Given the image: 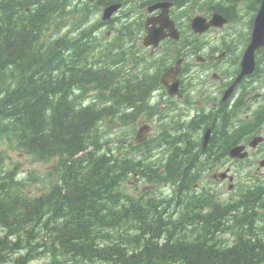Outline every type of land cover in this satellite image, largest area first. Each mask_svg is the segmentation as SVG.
<instances>
[{
	"label": "trees",
	"instance_id": "obj_1",
	"mask_svg": "<svg viewBox=\"0 0 264 264\" xmlns=\"http://www.w3.org/2000/svg\"><path fill=\"white\" fill-rule=\"evenodd\" d=\"M70 4L0 0V144L5 137L38 159L58 158L63 167L61 184L31 196L0 147V264H32L46 253L54 264H264V233L254 237L253 219L251 237L241 234L233 247L217 238L222 219L192 229L197 237L189 240L188 232H172L169 222L154 215L163 203L146 205L123 192L129 176H114V169L131 166L141 172L143 164L101 154L103 145L93 132L105 116L119 114L122 104L133 110L120 115L135 119L155 77L145 74L120 83L118 62L94 65L93 27L76 38L49 34L56 15ZM91 6L87 3V11ZM93 89L112 90L113 101L101 108L86 103ZM118 196L129 198L131 206L120 205ZM112 223L116 233H123L122 226L127 233L111 246L98 245Z\"/></svg>",
	"mask_w": 264,
	"mask_h": 264
},
{
	"label": "rangeland",
	"instance_id": "obj_2",
	"mask_svg": "<svg viewBox=\"0 0 264 264\" xmlns=\"http://www.w3.org/2000/svg\"><path fill=\"white\" fill-rule=\"evenodd\" d=\"M101 14V13H100ZM250 20V16H246L243 20V24L241 25V29H246L247 28V24ZM208 38L210 40H214V34L212 35H207ZM167 113L169 114V116L167 117V121L171 120V118L173 117H177L178 115L182 114V110L184 108V106H180L179 107H173L171 102H167ZM119 114L113 115L112 117H114L115 119H119ZM111 118H107L106 121L102 124L101 128L99 130H97V132L95 131V133L93 132V134L97 135L98 137L103 136L104 134H108L107 139L105 138H101L99 140V144L101 145H105L107 143L115 146V148L118 149V145H121V140L123 135L122 132L120 130L121 125L116 123V122H109ZM146 122V121H144ZM152 120L148 121V123H151ZM153 125V133L152 136H155L158 132V130L160 129L161 123L160 121H155L154 124L151 123ZM139 127V126H138ZM138 129V128H137ZM137 132V131H136ZM99 134V135H98ZM126 140V138L124 139ZM123 140V141H124ZM115 141V142H114ZM122 151V150H120ZM154 153L157 156L162 157L163 153L162 151H157L154 150ZM149 156V159L151 158L150 154H147ZM12 158L14 160H20L23 163V170H22V175H20L23 179H24V184L26 187V190H28V192L32 193L31 195L37 196L40 195V193L42 194V192L46 189H48V187L51 185L52 182V188H54L55 186L59 185L61 182V169L62 167V163L58 158H53L50 160H44L46 163H38V162H32L30 157L28 155H21L18 153H12ZM255 158H251L250 161H254ZM250 161H247L246 163H244L245 165L248 164ZM28 177H31V182L33 183V185L31 184V182L27 179ZM135 187V189H134ZM49 189V190H50ZM127 191L129 192V189L126 188ZM130 189L132 191L135 190V192H143L144 194H146L147 196H160L161 194L165 195V196H173V187L172 186H158V185H153L150 184L149 182H140L138 183L136 186L134 184H130ZM228 189L225 188L224 192H227ZM232 194H235V192H231ZM172 213H174L175 211L178 212V209L176 210V205L173 208H171L170 210ZM176 212L174 214H176ZM43 260L39 261H34L32 262V264H41Z\"/></svg>",
	"mask_w": 264,
	"mask_h": 264
},
{
	"label": "bare ground",
	"instance_id": "obj_3",
	"mask_svg": "<svg viewBox=\"0 0 264 264\" xmlns=\"http://www.w3.org/2000/svg\"><path fill=\"white\" fill-rule=\"evenodd\" d=\"M126 141H127V139L124 140V142H126ZM106 146H110L111 147L112 145L109 144V143H107V144L103 145L102 147L98 148V151H101V154H103L104 153L103 152L104 151L103 149ZM123 146H124V148H123ZM91 149H94V147L91 146V147H89L88 150H91ZM125 149H127V150H125ZM120 150H122V151H120ZM108 152L109 153H113L115 155H119L120 157H122L121 158L122 160L128 159L129 161H132V164L135 163V162H137L138 159H140V158L141 159L142 158L149 159V156L147 155L148 153H145V154L143 153L142 154V152H140L138 149H136L133 145H130V144H127V143L124 144V145H118V149L117 148H114V149L112 148ZM79 155H81V153ZM156 170H157V168L154 171H152L150 174H148V175H151V177H154L151 180L149 178L144 177V179H146L150 184H153V185L156 182V174H157V173H155ZM136 173H137V171H134L131 168V166L130 167H128V166L127 167H122L121 166L120 168L114 169L113 175L114 176H119V175H127V176H129V178L126 181V183L122 186L123 192H126L127 194L129 193V196H132V197H134V198H136L138 200H141V202L143 204H146V205H148L149 203H152V205L155 206V205H157L156 203H160V201L156 200L153 196H147L143 192L142 193L141 192H138L137 193V192H135V190L132 191L130 189V184H134L136 186L138 183L143 182L142 180H140L139 178L136 177ZM21 179H23V178L21 177ZM23 184H24V179H23ZM60 184H61V182H60ZM126 188L129 189V192L127 191ZM52 189H54V188H52ZM52 189H50V190H48V191H46V192H44V193H42L40 195H37V196H41V195H43V194H45V193H47L49 191H52ZM134 189H135V187H134ZM28 194L31 195L32 193L28 192ZM31 196H34V195H31ZM163 206L164 207L168 206L166 210L168 212H170L171 214H174L176 212L175 211L174 213H172L170 211L171 208L174 209L175 205H165L164 204ZM180 206L181 205H177L176 206V210Z\"/></svg>",
	"mask_w": 264,
	"mask_h": 264
},
{
	"label": "water",
	"instance_id": "obj_4",
	"mask_svg": "<svg viewBox=\"0 0 264 264\" xmlns=\"http://www.w3.org/2000/svg\"><path fill=\"white\" fill-rule=\"evenodd\" d=\"M116 7H109L107 9V11L109 13H111L112 10H114ZM264 6L262 7L261 9V12H260V18L259 20L257 21V26H256V32L254 34V37H253V42L250 46V52H252L253 49H255L256 47H258L264 40ZM159 21L162 23V19L160 18ZM164 25H168L169 22L167 19H165V21L163 22ZM263 24V25H262ZM194 25L197 26V28H200V30H204L205 28H207L208 24H203V19L202 18H197L194 22ZM158 40H154L152 42L154 43H157ZM146 134L145 131H142L140 133V139H143L144 138V135Z\"/></svg>",
	"mask_w": 264,
	"mask_h": 264
},
{
	"label": "flooded vegetation",
	"instance_id": "obj_5",
	"mask_svg": "<svg viewBox=\"0 0 264 264\" xmlns=\"http://www.w3.org/2000/svg\"><path fill=\"white\" fill-rule=\"evenodd\" d=\"M181 79H182V84H183V80H184V79H183V76L181 77ZM249 98H252V97H251V96H249ZM214 104H215V103H214ZM215 105H216V104H215Z\"/></svg>",
	"mask_w": 264,
	"mask_h": 264
}]
</instances>
